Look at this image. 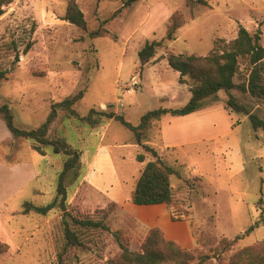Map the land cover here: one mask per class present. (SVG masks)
Wrapping results in <instances>:
<instances>
[{
    "label": "rangeland",
    "instance_id": "rangeland-1",
    "mask_svg": "<svg viewBox=\"0 0 264 264\" xmlns=\"http://www.w3.org/2000/svg\"><path fill=\"white\" fill-rule=\"evenodd\" d=\"M77 1L89 30L108 19L104 27L116 38H89L63 20L65 0H14L0 15V72L5 73L0 104L12 107L16 126L42 124L52 103L84 91L73 106L78 115L57 109L47 137L64 139L83 152L78 177L70 178L68 211L78 218L103 220L110 229L73 224L84 246L71 249L64 264H110L121 253L117 236L139 251L158 224L166 237L174 236L197 258L211 256L199 264H228L239 249L264 240V127L255 130L246 115L228 112L224 91L207 99L195 115H164L146 132V142L178 172L171 178L174 194L169 206L131 202L145 164L155 158L136 143L130 129L104 116L94 115L100 117L97 124L79 117L95 108L123 114L137 124L149 110L183 106L190 99V87L178 81L166 56L206 55L216 40L234 39L241 26L252 34L260 31L264 46V0H206L192 10L186 0H137L129 6H123L125 0ZM177 11L184 24L176 39L168 40L167 29ZM153 40L162 45L141 67L138 52ZM233 93L264 118V100ZM33 144L14 137L0 116V264H58L64 241L62 210L42 215L22 214V209L26 201L46 205L54 199L66 156L51 145L40 154ZM99 145L108 146L111 154H100L102 170L91 166ZM139 153L145 154L144 162L137 160ZM111 162L123 181L120 202L112 197L111 187L102 191L92 183L97 178L112 181ZM32 166L36 179L29 176ZM258 220L255 230L246 233ZM236 236H241L237 243L224 248Z\"/></svg>",
    "mask_w": 264,
    "mask_h": 264
},
{
    "label": "trees",
    "instance_id": "trees-1",
    "mask_svg": "<svg viewBox=\"0 0 264 264\" xmlns=\"http://www.w3.org/2000/svg\"><path fill=\"white\" fill-rule=\"evenodd\" d=\"M13 1L0 0V15L4 13L3 7ZM65 1L66 11L63 15V20L83 30L89 38L110 36V31L104 27L108 19L103 20L98 28L89 30L85 14L78 1ZM135 1L137 0H125L123 6H129ZM198 4H207V1L186 0V5L191 10ZM118 11L120 12V9ZM117 12H115V15ZM183 24V15L179 11L175 12L171 17L166 39L175 40L176 31ZM112 38L115 39L116 35L113 34ZM161 45L162 41L157 40L145 43L138 52L141 67L155 57L157 49ZM166 59L170 67L177 72L178 81L188 84L190 87V99L183 106L177 108L159 107L149 110L141 116L137 124L129 122L123 114L114 111L100 112L95 108H91L88 114L79 116L87 122L96 124L100 122V117L94 118V115L118 120L133 132L136 143L155 158L145 164L130 195L131 202L140 206L159 204L169 206L173 201L174 194L171 178L173 175H178L177 170L165 163L157 150L146 142V132L154 120H159L168 114L177 117L198 111L204 107L207 99L217 98L219 91H224L227 96L224 107L228 112L246 115L255 130L264 127V118L259 116L253 104L240 100L233 93L234 90H238L251 100H264V46L261 43L260 31L252 34L241 26L234 39L228 42L222 39L216 40L213 48L206 55L170 52ZM242 64L245 69L244 73L242 72ZM4 75L3 71L0 72V80ZM83 97L84 91L80 90L62 101L52 103L51 111L46 120L42 124L29 129L15 125L14 113L9 103L0 104V116H2L14 137L32 140L34 143L32 148L40 154H45L44 147L51 145L54 152L62 153L66 156L63 169L58 176L54 199L46 205H35L31 201H26L22 209V214L36 212L42 215L48 214L54 208L62 210L64 241L58 252V264H64L67 261L71 249L84 246L81 237L72 226L73 224L84 228L110 229L103 220H94L92 217L78 218L68 211L67 199L70 178L75 179V177H78L79 163L83 152L73 148L64 139H49L47 137L50 125L57 117V109L66 108L73 115H78L73 106ZM137 160L144 162L145 154L139 153ZM66 217H70L71 222ZM171 218L172 220L177 219L173 211ZM260 223L261 220H258L250 225L246 233L255 230ZM240 238L241 236H236L233 240L226 241L224 248L234 245ZM117 239L121 253L116 260L110 261V264H199L206 262L211 257L208 254H204L197 258L191 249L182 247L177 241L166 237L164 231L158 226L149 230L139 251L131 250L122 242L120 237L117 236ZM196 258L198 261L195 263ZM228 264H264V240L239 249L232 255Z\"/></svg>",
    "mask_w": 264,
    "mask_h": 264
},
{
    "label": "crops",
    "instance_id": "crops-1",
    "mask_svg": "<svg viewBox=\"0 0 264 264\" xmlns=\"http://www.w3.org/2000/svg\"><path fill=\"white\" fill-rule=\"evenodd\" d=\"M198 111H195L193 113H190V114L184 115V116H177V118L187 119L188 117H191L192 115H195ZM165 132H166V130H165ZM107 147L108 146H106V145H99V147L97 148V150L94 152V154L92 156L91 166H95L96 169L102 170V168L100 167V164L98 163V161L100 159V156H101L100 154L101 153L104 154L105 156H107V154L111 155L110 151H108ZM110 159H109V161H110ZM111 164H112V167L110 168V172H111V174H113V177H111V178H113L112 181H111V182L114 183L113 187H112V184H111L110 181L109 182L102 181V180H100L98 178L95 181H92V183L94 185H96V187H98L102 191H107V189L111 187L112 188V197L115 200L120 202V201H122L124 199V196H125V193L123 192V185H122L123 181H122L121 176L119 175V172H118L116 166H113L114 165L113 162H111ZM29 176L32 179H36L38 177V174H37L36 170H34V166L31 167V172H30ZM38 192H40V190H38ZM160 205H162V204H160ZM158 226H160L161 228L164 227L162 224H158ZM167 237L170 238V239L174 238V236H167Z\"/></svg>",
    "mask_w": 264,
    "mask_h": 264
}]
</instances>
